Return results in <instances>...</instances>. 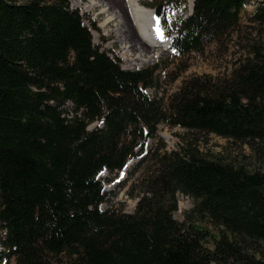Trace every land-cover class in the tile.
<instances>
[{
  "label": "trees",
  "instance_id": "trees-1",
  "mask_svg": "<svg viewBox=\"0 0 264 264\" xmlns=\"http://www.w3.org/2000/svg\"><path fill=\"white\" fill-rule=\"evenodd\" d=\"M247 1L194 0L174 21L171 47L186 54L221 41ZM254 3L248 55L225 76L185 78L165 103L147 90L157 84L156 65L123 67L70 0H0L2 260L264 264V0ZM95 120L102 125L90 127ZM161 123L248 143L260 163L204 151L191 136L150 150ZM146 149L129 192L135 210L101 208V173ZM179 193L195 201L186 222L174 215ZM199 218L219 237L197 227Z\"/></svg>",
  "mask_w": 264,
  "mask_h": 264
},
{
  "label": "rangeland",
  "instance_id": "rangeland-1",
  "mask_svg": "<svg viewBox=\"0 0 264 264\" xmlns=\"http://www.w3.org/2000/svg\"><path fill=\"white\" fill-rule=\"evenodd\" d=\"M72 7H77L84 15V22L91 28L93 39L99 44L101 49L106 50L111 56L120 58V62L125 68H141L156 65V86L148 87L147 90L154 96H164V102L168 100V95L177 90L183 80L192 75L210 73L213 75L225 76L232 70L234 63L248 55L249 44L256 36L255 23L250 20V14L256 7V3L261 0H248L241 11L240 24L221 41H215L206 46L203 51H192L182 54L175 51L172 47L168 50L160 49V55L141 65L137 64V52L128 46L131 44L125 40L129 30L131 34L136 33L134 19L128 10L125 0H70ZM194 0H185L176 4L173 0H140L141 5L149 9H155L162 32L171 41V30L177 17L185 16L191 12ZM81 2V4H80ZM83 3V4H82ZM89 4V5H88ZM86 5V6H85ZM95 5V6H94ZM88 6V7H87ZM108 8L106 11L105 9ZM112 9V10H111ZM117 18L109 20L112 12ZM103 24H105L103 26ZM123 24V28L121 25ZM121 29V30H120ZM148 59V57H146ZM101 120H95L90 127L102 125ZM192 137L198 141L202 150L217 153L223 152L237 160H246L249 167H258L260 161L248 143L234 140L233 138L218 135L215 132H204L192 130L183 126H171L161 123L156 134L151 137L145 146L154 150L157 146L162 149L177 148L179 143L185 138ZM146 149L137 157L131 159L125 167L112 174L104 170L100 178L107 192V200L100 207L107 209L110 207L124 209L128 212L135 210L138 198L130 196L131 187L137 178L142 174L146 165L145 159L150 151ZM178 209L175 218L185 221V211L195 207L194 199L186 194H178ZM195 225L201 229L209 231L213 238L219 237L218 230L208 218H199ZM6 231L0 225V240L3 239ZM213 246L212 242L207 243ZM1 249V248H0ZM0 253V264H16L14 257L9 260L3 258Z\"/></svg>",
  "mask_w": 264,
  "mask_h": 264
},
{
  "label": "bare ground",
  "instance_id": "bare-ground-1",
  "mask_svg": "<svg viewBox=\"0 0 264 264\" xmlns=\"http://www.w3.org/2000/svg\"><path fill=\"white\" fill-rule=\"evenodd\" d=\"M95 1L96 0H93L91 4H95ZM125 3L128 10H130V14L135 20L134 24L136 30V33L134 35L131 34L132 30H129L127 33L128 37L125 38V40H127L131 44L130 46H128L127 54L128 52L131 53V48H133L138 54L137 64L141 65L142 62L149 61L159 56L160 49L168 50L171 47V41L168 37L165 36L164 33V39L162 41L157 38L155 28L156 19H158V16L155 9H149L148 7L146 8V6L144 7V5L142 6L140 0H125ZM105 10L107 11L108 8H106ZM114 14L115 13L112 12V15L108 20H106V22L116 19L117 11L115 17ZM154 17L156 19H154ZM104 25L105 24H103V26ZM121 28H123V24L121 25ZM146 57H148V59ZM0 248H2L1 244Z\"/></svg>",
  "mask_w": 264,
  "mask_h": 264
},
{
  "label": "snow or ice",
  "instance_id": "snow-or-ice-1",
  "mask_svg": "<svg viewBox=\"0 0 264 264\" xmlns=\"http://www.w3.org/2000/svg\"><path fill=\"white\" fill-rule=\"evenodd\" d=\"M154 19H156V18L154 17ZM155 32H156L157 38L162 41L164 39V35H163V32L161 31V28H160V21H159V19H156Z\"/></svg>",
  "mask_w": 264,
  "mask_h": 264
},
{
  "label": "water",
  "instance_id": "water-1",
  "mask_svg": "<svg viewBox=\"0 0 264 264\" xmlns=\"http://www.w3.org/2000/svg\"><path fill=\"white\" fill-rule=\"evenodd\" d=\"M193 8H194V1H193V6H192V9H191V12L193 11ZM173 41V38H171V43Z\"/></svg>",
  "mask_w": 264,
  "mask_h": 264
}]
</instances>
